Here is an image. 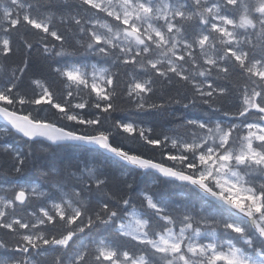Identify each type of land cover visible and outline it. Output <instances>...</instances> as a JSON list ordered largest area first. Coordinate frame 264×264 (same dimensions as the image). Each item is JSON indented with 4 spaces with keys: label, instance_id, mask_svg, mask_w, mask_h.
<instances>
[{
    "label": "snow or ice",
    "instance_id": "obj_1",
    "mask_svg": "<svg viewBox=\"0 0 264 264\" xmlns=\"http://www.w3.org/2000/svg\"><path fill=\"white\" fill-rule=\"evenodd\" d=\"M21 28L33 30L45 59L84 53L95 62L49 65L64 83L63 102L40 80L39 93L21 94L28 56L6 78L0 64V139L18 135L29 149L93 145L187 199L137 195L127 178L114 183L93 163H69L48 191L16 183L0 192V264H48L50 254L51 264H264V0H5L0 58L17 54L11 33ZM23 43L30 55L33 44ZM234 77L244 80L238 103L222 110ZM174 84L193 90L183 108L198 97L227 120L182 119V131L153 136L114 115L125 102L143 113L181 105L155 99ZM45 105L65 123L33 115ZM120 132L161 160L114 145ZM30 156L4 143L0 167L22 175ZM101 229L109 235L94 236Z\"/></svg>",
    "mask_w": 264,
    "mask_h": 264
},
{
    "label": "trees",
    "instance_id": "obj_2",
    "mask_svg": "<svg viewBox=\"0 0 264 264\" xmlns=\"http://www.w3.org/2000/svg\"><path fill=\"white\" fill-rule=\"evenodd\" d=\"M33 30L30 28H21L19 31L13 30L11 33L13 45L18 49L17 54L7 60L0 58V64L4 65V77L19 67H22V60L25 56L29 58V67L24 71L23 76L17 81L18 88L21 94L32 96L40 92V89L33 83L35 80L42 81L46 86L49 87L54 95V99L60 102L64 101V83L61 79L57 78L56 75L51 72L49 65L55 66V60L52 57L45 59L44 55L36 51L37 48L42 47V45L37 43L38 37L33 35ZM28 40L33 44V51L29 55L24 47V40ZM50 43L58 42L53 41L48 38ZM65 59H75L83 62H95V58L87 56L81 53L75 57H58V61H63ZM56 62V63H57ZM122 79L127 80V77ZM219 84H226V81L218 80ZM244 80L238 77H234L233 83L228 84L231 90V95L223 101L222 110L235 111V106L238 103L239 88L237 85H242ZM193 95V90L191 86H184L183 84H174L168 87H158L157 96L155 99L159 100L161 97L171 98L177 97L182 100L181 105L175 103H169L166 110L161 112H151L143 113L137 112L132 106L122 103V110L114 115L128 122H134L138 126H143L145 128L153 129V136H158L161 133L167 132L172 134L176 131H182L180 121L182 119L201 117L208 118L213 116L214 119L227 120L226 117L222 115V112L211 113L206 105L199 102L197 97V104L191 105L189 108H183V103H189ZM46 111L36 113L33 115H40L41 117L56 121V116L54 115L55 110L50 109L49 106H43ZM87 112L88 110L85 109ZM95 111V110H93ZM251 119H256L255 115L250 117ZM59 124L65 123L64 121H56ZM77 131H84L83 126H76ZM115 132V129H113ZM112 143L114 145L123 147L125 150H131L132 152L139 153L145 157H150L154 160H161V155L159 150H154L150 146H146L143 141H134L129 138L128 134L116 133L112 138ZM7 143L15 147H21L25 152L30 151V164L22 175H18L15 172L9 171L6 167H0V192H3L9 186H15L19 183L23 186L36 185L44 191H48L50 187L54 185L55 180L60 179L63 175V170L68 166L69 163L80 164L83 166L85 162L93 163L102 172H104L108 177H110L113 182H121L123 179L127 178L133 182V185L137 189V195L143 192H164V193H174V199L177 202L187 199L186 196L180 195V189H172L166 187L163 184V178L154 175L153 173H141L139 170H134L125 164L107 156L98 150H90L80 145L74 144H49L46 142L34 143L31 148L24 146L23 140L19 138L18 135L7 136L6 138L0 139V148L3 144ZM165 163H171L169 161H164ZM3 165V160H0V166ZM44 172L50 173V175H44ZM35 207V204L33 205ZM109 235L103 229L94 233L96 237H102ZM0 236H3L2 230H0ZM12 242L10 237H3ZM51 254L48 257H43L42 259L48 261L51 264Z\"/></svg>",
    "mask_w": 264,
    "mask_h": 264
},
{
    "label": "water",
    "instance_id": "obj_3",
    "mask_svg": "<svg viewBox=\"0 0 264 264\" xmlns=\"http://www.w3.org/2000/svg\"><path fill=\"white\" fill-rule=\"evenodd\" d=\"M44 142L49 143V144H52V143L49 142V141H44ZM74 145H76V144H74ZM82 146H86V147L91 148V149H96L95 146H93V145H82ZM97 150H99V149H97ZM100 151H102L104 154H106V155H108V156H110V157L116 159L117 161H119V162H121V163H123V164H125V165H128V164H126L125 162L120 161L118 158L112 156V154H110V153H106V152H104L103 150H100ZM128 166H129V167H132L131 165H128ZM154 174H156V173H154ZM156 175H158V174H156ZM158 176H159V175H158ZM162 178H163V177H162Z\"/></svg>",
    "mask_w": 264,
    "mask_h": 264
},
{
    "label": "bare ground",
    "instance_id": "obj_4",
    "mask_svg": "<svg viewBox=\"0 0 264 264\" xmlns=\"http://www.w3.org/2000/svg\"><path fill=\"white\" fill-rule=\"evenodd\" d=\"M0 3L1 4H3L4 3V1H2V0H0ZM56 62L57 61H55V64H56ZM182 129V128H181ZM76 145H78V144H76ZM80 146H82V145H80ZM83 147H85V148H88V147H86V146H83ZM88 149H90V150H97V149H91V148H88ZM98 151H100V150H98ZM102 152V151H101ZM103 153V152H102ZM154 174V173H153ZM154 175H156V174H154ZM135 187V186H134Z\"/></svg>",
    "mask_w": 264,
    "mask_h": 264
},
{
    "label": "rangeland",
    "instance_id": "obj_5",
    "mask_svg": "<svg viewBox=\"0 0 264 264\" xmlns=\"http://www.w3.org/2000/svg\"><path fill=\"white\" fill-rule=\"evenodd\" d=\"M2 1L5 2V0H2ZM0 4H1V3H0ZM52 59L55 60V61H57L58 57L52 56Z\"/></svg>",
    "mask_w": 264,
    "mask_h": 264
}]
</instances>
